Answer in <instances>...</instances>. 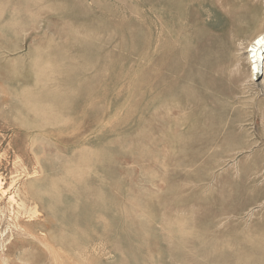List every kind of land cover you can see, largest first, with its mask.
I'll return each instance as SVG.
<instances>
[{
    "label": "rangeland",
    "instance_id": "rangeland-1",
    "mask_svg": "<svg viewBox=\"0 0 264 264\" xmlns=\"http://www.w3.org/2000/svg\"><path fill=\"white\" fill-rule=\"evenodd\" d=\"M263 31L264 0H0V264H264Z\"/></svg>",
    "mask_w": 264,
    "mask_h": 264
},
{
    "label": "bare ground",
    "instance_id": "bare-ground-1",
    "mask_svg": "<svg viewBox=\"0 0 264 264\" xmlns=\"http://www.w3.org/2000/svg\"><path fill=\"white\" fill-rule=\"evenodd\" d=\"M256 6H257V4L252 5V7L246 8L244 11H242L240 13V16H242L243 21H245L246 24L253 23L256 21V19H257V14L255 12ZM248 53H249V57H250V61H251L250 62V76L253 78V77H256L258 75V73H260L262 71V69L264 67V62H263L264 61V57H263V53H264V31L261 32L257 37L253 38V40L250 43ZM2 185H3V182H2V179L0 177V193H4ZM13 202H14V200H13ZM17 206H18V204H17ZM22 206H23V204H22Z\"/></svg>",
    "mask_w": 264,
    "mask_h": 264
}]
</instances>
